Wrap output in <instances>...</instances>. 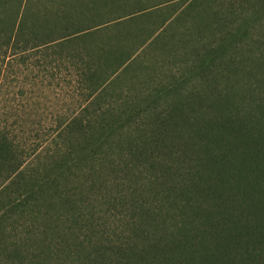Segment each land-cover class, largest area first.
Masks as SVG:
<instances>
[{"label":"trees","instance_id":"obj_1","mask_svg":"<svg viewBox=\"0 0 264 264\" xmlns=\"http://www.w3.org/2000/svg\"><path fill=\"white\" fill-rule=\"evenodd\" d=\"M0 264H264V0H0Z\"/></svg>","mask_w":264,"mask_h":264},{"label":"rangeland","instance_id":"obj_2","mask_svg":"<svg viewBox=\"0 0 264 264\" xmlns=\"http://www.w3.org/2000/svg\"><path fill=\"white\" fill-rule=\"evenodd\" d=\"M160 58V57H159Z\"/></svg>","mask_w":264,"mask_h":264}]
</instances>
